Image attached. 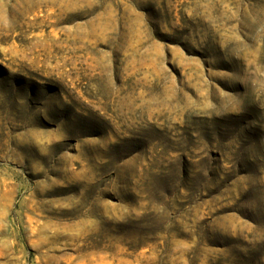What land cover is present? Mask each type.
Returning <instances> with one entry per match:
<instances>
[{"label": "rangeland", "instance_id": "374dc122", "mask_svg": "<svg viewBox=\"0 0 264 264\" xmlns=\"http://www.w3.org/2000/svg\"><path fill=\"white\" fill-rule=\"evenodd\" d=\"M0 264H264V0H0Z\"/></svg>", "mask_w": 264, "mask_h": 264}]
</instances>
